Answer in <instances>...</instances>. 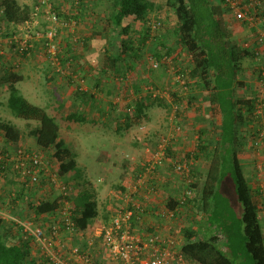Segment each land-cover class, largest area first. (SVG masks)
I'll return each mask as SVG.
<instances>
[{
	"label": "trees",
	"instance_id": "1",
	"mask_svg": "<svg viewBox=\"0 0 264 264\" xmlns=\"http://www.w3.org/2000/svg\"><path fill=\"white\" fill-rule=\"evenodd\" d=\"M89 1L91 0H76L77 7L82 8ZM102 2L103 0L100 1ZM243 4L242 2L239 9L245 12V18L236 20L234 18L236 8L231 7L230 0H111V5L100 18L103 24L102 30L116 31L117 35L129 38L128 42L126 39L121 43L118 55L107 57L110 64L104 70L107 73L111 72L108 70L110 67L113 73H118L120 69H125L118 67L125 66L123 63H118L122 56L127 55L130 60L141 54L140 47H135L131 41L135 38L134 35L144 36V39H141L144 42L149 37V32L163 27L165 18L162 15L165 14V9H171L175 19L172 26L175 43L180 51L187 54L191 65V69L187 72L186 68L183 71L177 69L176 76L184 81L186 77L190 80L195 79L201 90L206 91L205 94L208 95L210 116L216 118V122L205 129L200 127L194 150L184 154V157L188 158L192 155L195 162L211 159L207 173L201 175L195 168L187 174L188 177H192L191 179L197 178L198 182H202L201 189L200 186L198 187V182L193 183V197L187 199L183 205L190 209L191 204L197 200L195 206L201 213L200 221H196V218L191 219L199 226L198 231L192 230L190 227L192 222L190 226L183 227L186 241L181 246V253L187 264H264V233L260 218L257 216L258 207L253 200L255 195L259 197L263 195L262 186L250 185L243 161L239 156L242 147V134L239 129L255 114L256 98L239 96L237 89L244 86L242 79H239L244 59L256 58L257 55L255 49L245 47L243 43H239L240 40L231 39L234 26L226 21L231 19L233 22H242L241 24L250 26L256 23L259 15L261 18L264 17V11L256 14L254 5ZM38 6H41L39 0H34L31 6L22 7L17 5L16 0H0V20L6 23L7 33L4 36L10 40L4 43L5 41L0 39V48L6 45L10 51L16 53L14 49L19 45L17 41L21 42L24 39L26 31L25 28H13V30L10 28L12 25H22L25 21H29ZM52 9L57 21L66 22L67 17H63L64 14L60 10L55 7ZM41 12L40 9L37 11L38 14ZM250 17L253 18L252 21ZM133 24L135 27L141 25L144 32L142 30L140 34V31L132 30ZM151 24H157V27L152 29ZM62 27L60 24L55 26L57 30L55 41L60 49L62 45L59 38ZM251 29L256 32L254 28ZM13 37H16V40ZM31 49L17 54L22 57L27 56ZM168 50L166 55L169 54ZM1 56L0 54V86L8 91L7 102L11 106L12 115L28 120L32 116L33 120H37V125L27 126L30 127L27 136L34 140V144L39 149L50 151L58 164L60 175L69 174L77 167L76 154L67 145L66 139L60 137L58 115L62 114L68 120L83 123L86 121V114L83 110L76 111L73 107L66 106L65 100L53 108L56 113L53 115L33 107L34 105L27 102L16 87L22 77L14 70L13 60ZM66 59L68 60L67 56ZM66 59H62V55L59 56L61 68H64L62 63ZM154 59L159 61L160 65L168 66L162 61L161 54L155 55ZM168 61L172 62L171 59ZM262 70L261 68L258 72V79H262ZM52 72L56 77L66 78L71 85L75 80L73 76L61 75L62 73L55 67ZM187 78V82L182 85L175 83L178 87L170 93L174 103L181 100L182 96L179 94L184 88L188 89L192 86ZM73 91L75 96L88 95L79 86ZM200 98L189 94L188 101V106L199 116L205 111V104ZM155 102L167 105L159 96L148 94L134 102L135 113L137 116L142 115L146 108ZM176 113L181 115L183 111L176 109ZM130 117L132 119V116ZM23 137L24 133L20 132L12 122L0 120V139L5 143L1 149L2 154L10 152L6 150L8 148L16 150ZM171 154V149L167 148L165 158ZM181 162L183 161L178 159L175 164ZM116 186L123 189L121 185ZM231 186L234 196L230 191ZM76 195L73 203L71 202L73 221L80 230L88 231L97 217L96 201L93 195L85 190ZM177 204L176 199L171 196L164 207L173 209ZM61 206V197H53L52 192L42 195L39 203L32 206L34 218L41 219L42 215L56 212ZM187 211L190 210L185 212ZM185 212L183 209L180 216L187 220L188 215H185ZM7 225L8 223L0 219V264H51L46 256L38 257L31 253L30 241L21 235V227L13 224L18 231L16 229L10 231Z\"/></svg>",
	"mask_w": 264,
	"mask_h": 264
},
{
	"label": "rangeland",
	"instance_id": "2",
	"mask_svg": "<svg viewBox=\"0 0 264 264\" xmlns=\"http://www.w3.org/2000/svg\"><path fill=\"white\" fill-rule=\"evenodd\" d=\"M37 1V0H36ZM61 0H47L48 5L51 6V8H54V2H59ZM249 2V1H247ZM17 5L20 7L27 5L31 6L34 3V0H16ZM111 4V0H103V2L100 5H97L92 8V4L88 5L86 11L88 12V16H91L89 19H97L99 20L101 18V15L105 10L107 11V6ZM251 5H254L253 7H256V14H260L262 11H264V0H251L250 1ZM252 7V6H251ZM40 10H43L42 7ZM109 11V10H108ZM37 12V11H36ZM41 12V11H40ZM164 12V11H163ZM165 14L162 15L163 18H165V22H163V27L161 29H157L155 31L149 32V37L146 38L144 42L141 41V39H144V36L142 35H134L135 38L131 40L133 42V45L135 47H140V52L141 54L138 56H135L134 59H129V56H122L121 59L119 60V64L123 63L125 66H128L130 69H120L118 73H111L109 72L107 74V71L103 73L104 77H107L108 82H112L117 85V88H119V96L118 100L116 101L117 105V113H121L122 109L127 110V104L129 102V96L131 98V104H129L128 107L131 109V111H128L130 116H132V121H133V128L128 129V131H122L120 128L118 132H114L112 130H107L105 133H100V130L97 129L98 126L95 124H86L84 126L79 125L75 121L68 120L65 118L64 115L59 114L58 115V122L60 123L59 125V133L60 137H63L66 139L67 145L70 146L72 149L73 153L76 154L75 160L77 163V167L75 170L71 171L67 175H60L57 172L58 179L62 181L63 183L69 185L72 188V191L67 200V202L71 203L73 201V198L76 194L79 192H83L84 190L91 193L93 195L94 200L98 203L99 201H107V203L110 205L112 204L111 211H114L115 209H122L126 207L128 204H125V195H131L134 194L140 197L141 195V181L142 178L138 177L134 181H130L131 188H128L127 191L120 192L119 187H115L116 185H121L123 186L122 181L118 180V177L116 175L117 171L121 167L117 166V169H114L112 166L109 164H97L95 163L94 159L97 156V151L96 147H105V144L109 143H119L123 150L119 152V155L116 154L118 161L123 162V161H130V158L133 156L132 154L126 151V145L127 147H130V143L136 142L139 145V149L144 151V152H149V155H154V148L152 150V147H154L155 144H159V142L164 139L167 143V147H170L171 151L175 154L170 162L168 163L167 158L161 159L163 165L165 163L166 168H171V173L169 172V175H171V182H175L176 184L181 185L193 189V183L198 182L197 178L196 179H191L192 177H188L187 174L192 171V169H198L199 173L205 174L207 173V166L206 165H200L196 166L194 157L191 155L189 158L184 157V154L190 151H193L196 145V140L197 137L199 136L198 129L200 127L202 128H207L212 125V123L216 122V118L210 116V108L208 106V95L205 94L206 91L201 90V87L199 84L195 82V79L190 80L188 79V82L192 84L191 87L184 88L183 91L179 94L182 96L181 100L178 102L174 103L173 102V97L171 96V91L177 88L178 86L176 84H184V82H187L186 78L184 80H179L178 77L176 76V70L183 71L186 68V72L191 69V65L188 62V57L187 54L180 51L179 47L175 43V35L172 32V26L174 23V12L171 9H165ZM0 15H1V10H0ZM92 16H94L92 18ZM257 17V16H256ZM256 23L250 24V26L244 25L245 29H242V32L238 30L239 26L233 30V35L231 36V39H237L240 40L239 43H245V47L251 48L252 50L255 49L256 53L259 52V54H256V58H245L243 61V69H242V74L240 75L239 79H242L244 86L242 88L237 89V94L239 96H245V97H255L256 103H255V114L253 115L252 118L247 120L241 127H240V132L242 134V147L239 151V156L242 158L243 165L245 167V171L249 177V183L251 185L254 184H260L259 186H262V193H264V60H262L261 57V51L264 46V17H257ZM39 19H44L46 22V26L44 28H41L38 26ZM37 20V21H36ZM261 21V22H259ZM31 22V25L34 24L33 29H30L28 33H25L29 35L30 32H34L35 30L40 31L43 33L46 29L51 28L52 25L47 17L44 15V12H41L39 15L36 13V15H31V18L29 21H25L24 24L22 25H14L18 29H24L26 28V23ZM36 23V24H35ZM72 25H69L68 27H62L60 29L61 31H73L74 30V25L75 22L72 21ZM229 23H234L231 19H229ZM6 23L0 20V39H3L4 43H8L10 40L5 38V34L7 33L6 29ZM37 25V26H36ZM13 26V25H12ZM13 26V27H14ZM103 24H101V19L98 22V30H101L103 33V30L101 27ZM236 26V25H235ZM14 28V29H17ZM132 30H135V32L141 31L144 29L139 25L138 27H135V24L132 26ZM251 28H254L256 32H254ZM27 29V28H26ZM137 29V30H136ZM237 31V32H236ZM27 32V30H26ZM63 32V33H64ZM133 32V31H131ZM142 32V33H143ZM107 35L109 32L106 33ZM133 34V33H132ZM243 35V37L241 36ZM245 35V36H244ZM24 38V36H23ZM259 38H262L259 40ZM126 42L129 41V38L126 36H117L115 38H112L113 42V47L114 50L117 52L116 55L119 54L118 51H120V45L121 43L126 40ZM243 39H245L243 41ZM99 40V39H98ZM100 40H105L103 38H100ZM135 40V41H134ZM31 42L29 43H34V42H41V39L37 38H32L30 39ZM125 42V43H126ZM162 42V43H161ZM132 45V46H133ZM6 54L3 53L6 59L8 60H14L18 59V57L14 53H9L8 52V47L6 45H3ZM168 50L169 54H165L166 51ZM13 52V50H12ZM60 53H62V49L60 50ZM161 54V57H166V63L168 66L161 64L159 65L158 68L156 69H151L149 66V59L150 57L155 58V55ZM87 57L84 59L82 57L81 61L84 63V61L89 62L90 65L92 66L90 68V72L92 74L98 73L99 66L101 65L103 61V54L99 52V55L95 53L92 57V59H89ZM168 56V57H167ZM16 57V58H15ZM172 62H169L170 60ZM90 60V61H89ZM117 63V64H118ZM64 64V63H63ZM72 64L71 60H67L66 67L62 68L63 70L61 71V75H67L75 77V80L68 85H66L67 89L72 87H77L79 86L80 88H84L85 85L87 84V79L91 78L92 75L89 76L88 71L86 70L85 72H81L82 70H76L72 71L67 68L68 65ZM125 66H118V67H125ZM96 69H95V68ZM263 69L261 71V76L262 79H258V72L260 69ZM80 73H86L87 78L85 79L80 78ZM107 74V76H106ZM99 77V76H98ZM111 77V78H110ZM57 83L60 84L61 80H67L66 78H60L56 77ZM65 83V82H64ZM176 83V84H175ZM53 85V90L57 91V86ZM27 86H24L26 89ZM60 90V89H59ZM136 91V92H135ZM60 92V91H59ZM144 96L145 94H151V95H156L159 96L160 98L165 100V103L167 105L155 102V104L150 105L149 107L146 108L145 112L142 115L137 116L135 113V108L132 106V103L135 102V99H138V95ZM189 94L191 95H197V97H201V101L203 104H205V111L202 115H197L194 110L188 106V101H189ZM59 96V94H56ZM207 95V96H206ZM7 96H8V91L5 88H2L0 86V120H6L11 118L12 121H14L18 125V129L20 132L24 133V137L22 141L19 143V148H24L28 149L29 151H41L33 142L30 141V137L27 136V131L30 127H33L37 125V120H33L32 116L29 120L32 121H27V122H32V123H26L24 122L23 118H16L12 115V110L11 106H9L7 102ZM47 98L48 96L45 95ZM60 97V96H59ZM55 97L53 102H45L47 104V107H41L40 104H36V102L33 100L31 104H33V107H38L39 109L42 110V112H46L49 115L56 114L53 111V108L56 106H59V104L62 102L61 97ZM128 98V99H127ZM28 100V99H27ZM46 100V99H45ZM44 100V101H45ZM44 103L43 101H41ZM69 103V105L73 104ZM196 104V102H195ZM168 108H167V107ZM134 108V111L132 109ZM176 109H179L180 111H183L181 115L176 113ZM91 113L89 114V118L91 117ZM62 115V117H61ZM14 117V118H13ZM116 117L115 119H117ZM113 120V122L115 121ZM10 120V119H9ZM251 120V121H250ZM99 122V120H95V122ZM103 121V120H101ZM106 125L110 122L109 119H106ZM11 122V121H10ZM117 126L122 127L124 126L123 121H121L120 118L116 120ZM113 125V123L111 122ZM30 127H27V126ZM99 125V124H98ZM105 129V127H103ZM61 129V130H60ZM97 129V130H96ZM149 142V143H148ZM128 143V144H126ZM143 143H145V146H149L150 151L145 150L143 147ZM4 141L0 139V149H2L4 145ZM123 145V146H122ZM125 145V146H124ZM174 146L176 147L174 149ZM166 147V149H167ZM10 152L14 151L13 149H6ZM46 153H44L45 157H48L49 160L54 159V157L51 155L49 150H45ZM177 152H179L178 155ZM111 159L116 160V157L113 156ZM183 161L181 164H185V168L182 174H177L173 170V166L176 163V160ZM118 164V162H116ZM57 164V163H56ZM87 168L89 171V174L87 173L86 175H83L84 168ZM54 168L57 169L58 171V164L54 165ZM168 169V170H169ZM122 171V168H121ZM1 173L3 171H0ZM106 172V173H105ZM0 173V176L3 175ZM105 175V176H101ZM131 175V174H129ZM5 177L8 178L9 180L13 181L14 179V174L7 170L5 172ZM4 177V180L6 181V188L9 185L11 188L8 189L11 191L9 195H15L12 198H7V195L4 194L5 190H2L4 185H1L0 188V219L8 223L9 230L12 231L13 229L15 230L16 227L13 225L15 224L14 221L11 218H15L16 220H21L24 223H29L30 226L37 227L40 226L39 224L41 223V226H43V229H46L47 225H49V220L47 218H43L35 220L34 218V212L32 206L36 204V202L40 201V197H36L34 199H31V196L26 190H22L20 188V183L16 182L12 184L10 182L9 184L7 183L9 180H6ZM3 179L0 177V183H4ZM89 180V181H87ZM186 180V181H185ZM66 181V182H65ZM69 183V184H68ZM198 187L200 186L199 189H201L202 182H198ZM161 185L156 186V183L152 184V186L155 187L156 193H160V190H166L167 189V184L162 185L163 187L165 186L166 188H161ZM231 192L232 196H234V191H233V186H231ZM159 190L157 191V189ZM117 189V190H116ZM8 191V192H9ZM154 191V190H152ZM52 192L53 197H57V193L54 190L46 191V193H43L42 195H47L48 193ZM227 195L228 193L225 192ZM119 195V196H117ZM77 196V195H76ZM75 196V197H76ZM117 196V197H115ZM197 198V197H196ZM49 199V197H47ZM195 199V198H194ZM193 199V200H194ZM51 200V199H49ZM253 200L255 201L256 205L259 204L261 205V209L259 207L258 213L261 217L264 216V194L259 197L258 195H255L253 197ZM18 201V203L16 202ZM21 202V203H20ZM197 200H195L191 204V208L187 209L184 206V212L186 210H190L185 212V215H188L187 220L183 219L181 216L178 217L177 222L178 226L180 229V232L178 235V238L181 236L184 237L183 235V227L185 226H190V222H192V225L190 226L192 230H195L193 227H199L197 224L193 223L191 219L193 218L196 221H200V212L198 211V208L195 206ZM68 203V204H69ZM73 203V202H72ZM72 209V208H71ZM110 209V208H109ZM23 212V213H22ZM56 213V212H54ZM100 213L99 215H101ZM107 214V213H106ZM258 215V214H257ZM42 216H45L42 215ZM50 216V215H47ZM264 218V217H263ZM50 219V218H49ZM38 221V222H37ZM40 222V223H39ZM95 222V224H94ZM108 222L103 221L101 217L94 219L93 222L91 223L90 229H88L87 232H83V235L80 236L78 233H72V234H66L69 237V243L72 246H78L81 248V250L88 251L89 248V253L93 256L92 250L94 249V246L92 245L95 244L96 239H101L100 234L98 233V230L100 229V225L107 224ZM261 226L263 228L264 225V219L260 220ZM97 228V230H96ZM17 230V229H16ZM18 231V230H17ZM196 231V230H195ZM21 233V231H20ZM63 235L62 237H64ZM89 240H92L93 242L91 245H87V242ZM30 251L33 255L38 256V257H43L44 251L42 250L41 246L35 243L33 240L30 241ZM71 263H75L76 260L72 258L69 260Z\"/></svg>",
	"mask_w": 264,
	"mask_h": 264
},
{
	"label": "crops",
	"instance_id": "3",
	"mask_svg": "<svg viewBox=\"0 0 264 264\" xmlns=\"http://www.w3.org/2000/svg\"><path fill=\"white\" fill-rule=\"evenodd\" d=\"M100 1L101 0H91L88 3H86V5H83L82 8L80 6L77 7L78 4H77L76 0H61L59 2H54L55 8H57L58 10L61 11V13L64 14L63 17H67V20H71V21L75 22L76 27L74 26L75 28L73 31L66 30L65 32L61 31V33H60L59 39H60V41H61L60 43L62 45L61 46V49H62L61 55H62V59H64V58L66 59V56H67L68 61L71 58L72 64L67 66V68L69 70H71V72L72 71L76 72V70H78V69L82 70L81 72H83V71L85 72L87 70L88 71L87 75H89V76L92 75V79L91 78L87 79V84L85 85V87L83 89L80 88L83 91L87 92L88 95H86V96H81V95L75 96V95H73L74 94L73 90L75 89V87L74 88L70 87L67 89V87H66V85H68L67 80L66 81L61 80L60 84L57 83L56 76H54V73L52 72L53 66L51 65V63L48 62V59L46 58V56H44L45 51H44V48L42 45V43H43L42 41L37 42V43L34 42L32 44V47H31L32 49L30 51V54H28L27 56H24V57H22L21 55H19L17 53L10 51L9 48H8V52L14 53L16 55V57L20 56V57H18V59L13 60V63L15 65L14 70L18 73V75L20 74L22 77V80H20V82L16 84V87L19 90L22 97L27 102H29L30 104L34 100L36 102V104L41 103L42 104L41 107H47V104L45 102H53L55 97L60 96L61 101L62 100L66 101V106H68L69 103L74 102L72 104V106H71V104L69 106L73 107L76 111L83 110L84 113L86 114V116H85L86 121L83 123H78L79 125L84 126L86 124H95L98 126L97 129L100 130V133H105L107 130H112L114 132H118V129H120V128L122 129V131H128V129L133 128V121H132V119L129 115V112H128V111H131V109L128 108L131 106H128V105L131 104V102H132L131 98H130L132 96H129V102H128L127 108H126L127 110L122 109L120 114H119V112L117 113L116 112L117 111L116 101L118 100L117 98L119 96V93H118L119 88H117L116 84L107 81V77H108L107 74L109 72L106 74L107 77H104V75H103V73L105 72L104 69H106V66H108L110 64L109 59L107 57L117 54V52L115 51L116 49L114 50V47H113L112 38H115L119 35L116 34V31L112 32V30H107V31L103 30V33H102L101 30L97 29L98 28V22L100 21V19L99 20L89 19L91 16H88L89 14L86 11V9H87L88 5H90V3L93 5L92 6V8H93L97 5H100L101 4ZM247 1H249V2H247ZM250 1L251 0H241V2H243L244 4H246V3L248 4V3H250ZM79 8H81V9L79 10ZM93 17L94 16H92V18ZM226 21H227V23H229V19H227ZM38 22H39L38 26H40L41 28H44L46 26V22L44 19H39ZM259 22H261V21H259ZM235 23H237V24L232 23L234 28L236 29L237 26H239L238 30L240 32H242V29H245L244 25L241 24L242 22H240V23L235 22ZM13 28H17V27L12 26L10 28V30H13ZM263 31H264V29H263ZM107 32H109L108 35L106 34ZM241 36L243 37V35H241ZM100 38H103L105 40H100ZM70 40L73 41L72 43H74L75 41L76 42L74 44H72V43H70L71 42ZM244 40L245 39H243V41ZM243 44H245V43H243ZM263 48H264V46H263ZM5 52H6V50H5L4 46L2 45V47L0 48V54L2 55L1 57L5 58V56L3 55V53L6 54ZM99 52H101L103 54V61H102L101 65L99 66V69H98L99 71H98L97 76H96V74L94 75L89 71L90 68L92 67V66H89L90 63L89 62L87 63V61H84V63H83L81 61V59H82V57H84V59H85L87 57V55H89L88 56L89 59H92V57H94L93 55L96 53L98 56ZM261 53H262L261 54L262 60H264V49L261 50ZM66 60L64 61V64L62 63L63 67H66V64H67ZM125 69H130V68H128V65H127V66H125ZM108 70H110L111 73L113 72L110 67L108 68ZM87 75H86V73H80L79 77L82 79H85V77L87 78ZM47 78H48V80H47ZM51 78H52V80H51ZM53 85L57 86V88L55 86L57 91L53 90ZM24 86H27L26 89L24 88ZM57 93L59 94V96L56 95ZM45 95H47L48 98ZM146 95H148V94H145L144 96H146ZM152 96H155V95H152ZM141 97L142 96L139 94L138 99H140ZM41 101H43L44 103H42ZM135 101H136V99H135ZM132 106H134V102L132 103ZM132 109L134 111L133 107H132ZM90 112H92V113H91V117L89 118L88 113H90ZM61 117H62V115H61ZM116 117L120 118L121 121H123V123H124L123 128L117 126L116 120L118 118L115 119ZM9 119H6V120L11 121L12 124H14L16 127H18V125L14 122L15 120L12 121L11 118H9ZM15 119H16V117H15ZM106 119L110 120L108 125H106V121H105ZM114 119H115V121L113 122ZM95 120H99V122H97V121L95 122ZM101 120H103V121H101ZM27 121H32V120L24 119V122L32 123V122H27ZM111 122L113 123V125L111 124ZM103 127H105V129ZM30 141L34 143V140L32 138H30ZM126 144H128V143H126ZM143 144L144 145H143L142 149L144 148L145 150L150 151L151 148L149 146H145V143H143ZM105 145H106L105 147H99V146L96 147L97 156L95 157L94 161L97 164H106V165L109 164L112 167L114 166L113 167L114 169H117V166L122 168V171L120 168L119 171H117V173H116L118 180L122 181L121 184H123V186H122L123 189L119 188L120 192L127 191L128 188H131L130 181H134L135 179H137L140 176L142 177V181H144L145 186H152V184H154V183H156V186H158L160 184H162V185L167 184V189L166 190L162 189V191L160 190V193H158V194L156 193L155 187L153 186L154 191L145 195V191H144L143 187L141 186V196L138 197L137 195H135V193L132 195V197H136L137 201L139 203H141L142 211L140 213H138L139 217H136L137 215L134 214L135 216L131 218L130 224H131L132 228L130 230L137 232L138 234H143L145 229L150 230V229H153L156 227L158 229L172 227V225H167L169 223L168 221L162 219V217H160L158 215L160 209L162 207H164V204L167 202V200L171 196L175 200V197L177 196V194L180 191L179 189L183 186V185H181L179 187V185L176 184L174 181L173 182L170 181V180H172L171 179L172 177H171V175H169L168 171H170V173H171L172 172L171 168L170 169L166 168L165 163H164V165H163V163H161L160 165H156V167H154V169H152V170L149 169L148 166L150 165V161H151L153 155L152 154L149 155V152H144V151L140 150L139 145L136 142L130 143V145H129L130 147H127V145H126V151L128 150V152L134 153V154H132L133 156L130 158V161H128V162L127 161H123V162L118 161L116 154L119 155V152L121 150H123V148L121 147V145H119V143H109V144H105ZM158 146H159V144L157 143L154 145V147H152V150L154 148V153L157 152ZM167 148H170V147H167ZM175 148L176 147L174 146V149ZM178 153L179 152H177V154ZM173 155H175V154L172 152V154L170 156L174 158ZM178 155H180V154H178ZM113 156L116 157V160L111 159ZM170 156L167 158L168 163L171 160ZM101 159H105V160L101 161ZM174 159H176V158H174ZM241 160H242V158H241ZM116 162H118V164ZM210 163H211V159H207V158L205 161L197 160V162H195L196 166L197 165L198 166L206 165L207 167ZM173 170H174V167H173ZM87 173L89 174V171L85 167L83 175L87 176ZM129 174H131V175H129ZM137 174H138V177H137ZM101 176H105V175H101ZM0 177H1V179L4 180L5 174L1 175ZM6 180H9V179L6 178ZM87 181H89V180H87ZM10 182H12V184L15 183L14 179H13V181L9 180L7 183L9 184ZM252 184H253V186L258 185V184H254V183H252ZM1 185H4L2 190H5L4 194H6L7 198L9 199L10 198L9 193L11 191H9L8 189H10L11 187L8 185L7 186L8 188H6V185H7L6 181L4 183H0V188H1ZM162 185H161V188H166L165 186L163 187ZM250 185H251V183H250ZM115 187H117V189H118V186H115ZM158 190H159V188L157 189V191ZM117 196H119V195H117ZM117 196H115V197H117ZM16 202L18 203V201H16ZM96 205H97L96 209H97L98 213H97V217L95 219L101 217V219H103V221L108 222V224H109L111 221V218L114 216V213L116 212V211H111V208H112L111 205L112 204L109 205L106 200L105 201L101 200L98 203L96 202ZM257 207H258V209H259V207L261 209V205L257 204ZM100 213H102V214L99 215ZM257 214H258L257 216H258V218H260V220L264 219L263 218L264 216L261 217L259 215V213H257ZM136 218H138V221L136 220ZM94 224H95V222H94ZM171 224H173L174 228H176L178 226L175 221H171ZM39 225L41 226V223ZM193 228L196 231H198L197 227H193ZM262 230L264 233V225H263ZM83 232H87V230L86 231L84 230ZM96 241L97 242H95V244H93L95 246H94V249L92 250V253H93V255L97 261H99L103 264H107L108 262H107L106 257H105L106 253L103 249L100 248V242L101 241L99 239H96ZM180 241L183 244L186 241L185 237H183L182 234L180 236ZM60 242L66 243L67 245L64 246L66 248L70 245V244H68L69 243L68 237L60 238Z\"/></svg>",
	"mask_w": 264,
	"mask_h": 264
},
{
	"label": "built area",
	"instance_id": "4",
	"mask_svg": "<svg viewBox=\"0 0 264 264\" xmlns=\"http://www.w3.org/2000/svg\"><path fill=\"white\" fill-rule=\"evenodd\" d=\"M39 3L43 9L40 11L44 12V15L52 25L60 24L63 27H68L73 24L68 20L66 22L64 20H61V22L57 21V17L51 6L48 5L47 0H39ZM230 3L231 7L236 8L234 18L236 20L244 19L245 12L239 9L242 3L241 0H230ZM41 6L36 7L33 15H36V11ZM250 19L251 21L253 20L252 17ZM156 25L151 24V28L155 29ZM26 26L27 29L25 28V31L27 30L26 33H28L30 29H33L34 24L31 25V22H27ZM55 26L46 29L43 33L35 30L34 32H30L29 35L24 34V39L21 42L17 41L19 45L14 51L21 54L31 48L32 43H29L31 42L30 39H41L48 62L51 63L53 68L55 67L61 72L62 68L59 62L61 49L55 41L57 31ZM13 38L16 40V37ZM256 54H259V52ZM166 59V57H162V61L166 62ZM159 65V61L150 57L149 66L151 69H156ZM166 147L167 143L162 139L159 142L157 152L152 156L150 165L148 166L149 169L152 170L156 165L162 163L161 159L165 157ZM44 153H46L45 150L29 151L28 149L17 147L12 152L2 154L0 149V171H3L0 173L5 174L7 170L12 172L14 180L21 184L20 188L26 190L30 196L33 195L31 199L39 197V195L42 196L43 193L50 190L56 191L57 197H61L62 199V206L56 213L52 211L45 216H41V220L48 217L49 225H47L46 229H43V226L32 228L29 223H24L15 218L11 219L15 225L21 227L23 238L29 239V241L33 240L41 246L44 251V257L46 256L51 264H103L97 261L95 257L93 258L88 252L89 248L88 251L81 250L76 245H69L66 248L64 246L67 244L60 242V238L63 235H65L64 237H68L69 235L67 236L66 234L78 233V235L82 236L83 232L79 227H76L73 221V214L71 212L72 203L66 200L72 194V188L58 179V171L54 168V165H57L55 158L49 160L48 157H45ZM185 164H174V171L177 174H182ZM141 184L145 195L154 190L153 186H145L144 181H141ZM179 190V193L175 197L178 203L177 206L173 209L162 207L158 213L162 219L169 222L167 225H172V227L145 229L143 234L130 230L132 228L130 224L131 218L135 216L134 214L137 215L136 217H139L138 213L142 211L141 203L137 201L136 197H132L133 194L125 195V204L128 205L122 209H115L114 211L116 212L111 218L110 223L100 225V229L98 230L101 238L100 248L106 253L107 264H187L181 253L183 243L177 235L180 232L179 226L174 228L171 221H175L178 225L177 219L183 211V205L187 199L193 197V191L191 188L185 186H182ZM12 195H10V198H12ZM37 203H39V199ZM136 220L138 221V218ZM92 242V240H89L87 245L90 246ZM72 258L76 260L75 263L69 262Z\"/></svg>",
	"mask_w": 264,
	"mask_h": 264
},
{
	"label": "clouds",
	"instance_id": "5",
	"mask_svg": "<svg viewBox=\"0 0 264 264\" xmlns=\"http://www.w3.org/2000/svg\"><path fill=\"white\" fill-rule=\"evenodd\" d=\"M42 45H43V43H42ZM44 48V47H43Z\"/></svg>",
	"mask_w": 264,
	"mask_h": 264
}]
</instances>
